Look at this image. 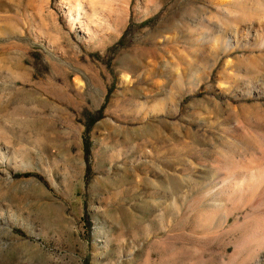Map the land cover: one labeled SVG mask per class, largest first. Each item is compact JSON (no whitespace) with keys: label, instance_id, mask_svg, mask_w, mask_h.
<instances>
[{"label":"rangeland","instance_id":"rangeland-1","mask_svg":"<svg viewBox=\"0 0 264 264\" xmlns=\"http://www.w3.org/2000/svg\"><path fill=\"white\" fill-rule=\"evenodd\" d=\"M0 264H264V0H0Z\"/></svg>","mask_w":264,"mask_h":264},{"label":"trees","instance_id":"trees-1","mask_svg":"<svg viewBox=\"0 0 264 264\" xmlns=\"http://www.w3.org/2000/svg\"><path fill=\"white\" fill-rule=\"evenodd\" d=\"M97 119H93L92 122L90 124H88L86 126L85 132L88 133L91 127V124L96 121ZM84 158L87 164V169L89 170V163H88V159H89V155H90V142H89V138L88 136L85 137L84 139Z\"/></svg>","mask_w":264,"mask_h":264}]
</instances>
